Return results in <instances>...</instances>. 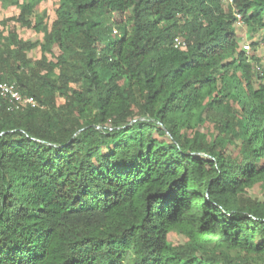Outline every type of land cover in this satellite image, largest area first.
Wrapping results in <instances>:
<instances>
[{"label":"trees","instance_id":"trees-1","mask_svg":"<svg viewBox=\"0 0 264 264\" xmlns=\"http://www.w3.org/2000/svg\"><path fill=\"white\" fill-rule=\"evenodd\" d=\"M43 1L0 0V264H264V0Z\"/></svg>","mask_w":264,"mask_h":264},{"label":"rangeland","instance_id":"rangeland-1","mask_svg":"<svg viewBox=\"0 0 264 264\" xmlns=\"http://www.w3.org/2000/svg\"><path fill=\"white\" fill-rule=\"evenodd\" d=\"M59 6V0H44L41 2L38 10H37V15L43 16L46 20V23L49 25L53 17L55 15V11L57 10ZM19 7L12 5V4H2L0 2V23L3 19H6L7 17L11 16H16L19 14ZM239 25V24H237ZM242 29V35H243V42L241 43V47H243L247 52L246 54L249 57L256 56L259 58V65L262 67L261 69L264 70V41L259 43L256 47H253L251 45L252 40H259V33L255 32L253 33L249 28L240 26ZM0 30H2L1 24H0ZM17 32L19 35V38L24 39V40H36V39H42L44 33L43 32H37L34 29H30L28 27L21 26L20 24H17ZM5 35L6 31H5ZM250 44V49L247 50L245 48V45ZM30 56L33 59H40L41 58V51L40 48L34 49L33 51L30 52ZM261 189L257 187L253 193H260ZM170 239L173 242H179L181 241V237L176 234L172 233L170 235Z\"/></svg>","mask_w":264,"mask_h":264},{"label":"built area","instance_id":"built-area-1","mask_svg":"<svg viewBox=\"0 0 264 264\" xmlns=\"http://www.w3.org/2000/svg\"><path fill=\"white\" fill-rule=\"evenodd\" d=\"M227 5H233L235 0H221ZM239 20H241V15H237ZM181 45L178 40L176 46ZM250 44L245 45L247 50L250 49ZM0 96L4 98L12 110H23L27 107L38 106V102L32 96L22 93L19 85L16 82H0Z\"/></svg>","mask_w":264,"mask_h":264}]
</instances>
